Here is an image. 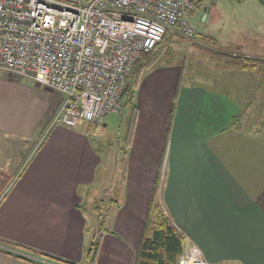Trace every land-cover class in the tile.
I'll return each instance as SVG.
<instances>
[{"label":"crops","instance_id":"crops-1","mask_svg":"<svg viewBox=\"0 0 264 264\" xmlns=\"http://www.w3.org/2000/svg\"><path fill=\"white\" fill-rule=\"evenodd\" d=\"M249 40L223 50L264 58V35ZM205 52L222 61L190 79L167 63L138 76L126 148L102 135L108 114L51 126L62 94L0 73V244L25 253L0 247V264H88L97 236L95 264H135L155 190L184 243L211 264H264V73ZM142 58L134 71L151 66ZM251 101L261 103L253 123Z\"/></svg>","mask_w":264,"mask_h":264},{"label":"built area","instance_id":"built-area-1","mask_svg":"<svg viewBox=\"0 0 264 264\" xmlns=\"http://www.w3.org/2000/svg\"><path fill=\"white\" fill-rule=\"evenodd\" d=\"M198 1L0 0V71L62 94L51 126L102 122L122 111L142 53L155 49L168 30L195 36L191 17ZM178 264L211 263L198 244L185 242Z\"/></svg>","mask_w":264,"mask_h":264},{"label":"rangeland","instance_id":"rangeland-1","mask_svg":"<svg viewBox=\"0 0 264 264\" xmlns=\"http://www.w3.org/2000/svg\"><path fill=\"white\" fill-rule=\"evenodd\" d=\"M204 2L210 7V10L206 16H202L199 10H195V13L191 17V22L196 30L193 38H187L178 31H171L167 35L166 41L155 49L153 56L147 54L141 59V65L146 64L150 60L152 64L149 67L147 66L145 70H141V68L137 69L130 76L134 93L137 91L138 76H140L141 80L154 67L164 65L165 63L170 66L179 67V69L183 67V79H190L191 74L194 73L195 68L199 64L204 62L207 66H212L218 65L222 61L212 55L206 56L205 50L218 53V51H222L223 48L225 49L226 46H229L231 42H235V39H239L243 43H249L250 37L264 35V6L260 3V0H204ZM254 49L245 47L243 52L247 54V51ZM249 53H251L250 55H259L254 52ZM5 72L0 71L2 74H5ZM262 78L264 79V76ZM37 87L41 89L45 88L38 85ZM41 89H33V94H36ZM125 101L126 98L124 97V105L121 112L109 113L105 117L108 125L105 131L102 132V135L104 138L113 141V143L123 144V147L126 148L129 143V132L132 129L129 123L131 122L136 100L134 98L131 103ZM260 104L258 101H251L249 104L248 120L251 123L258 117V112L261 110ZM261 121L263 122L264 119ZM261 121L259 119L258 123H254L253 125L261 126ZM98 126L104 128L102 124ZM112 184L113 187L110 188L111 190L107 192V195H102V199L107 202L108 206L111 199H117L118 197L117 191L114 189L115 180H113ZM156 204L166 214L159 200H156ZM94 209L96 208L93 206L91 211Z\"/></svg>","mask_w":264,"mask_h":264},{"label":"trees","instance_id":"trees-1","mask_svg":"<svg viewBox=\"0 0 264 264\" xmlns=\"http://www.w3.org/2000/svg\"><path fill=\"white\" fill-rule=\"evenodd\" d=\"M199 2L200 0L197 3ZM170 32L171 31L168 30L165 33L163 40L156 48L160 47V45L166 41L167 35ZM155 49L150 52L142 53L140 58L147 54L153 56ZM218 53L225 56L227 58L226 60H228L231 64H236L245 69H255L256 71L264 73V65H262V63H264V58L246 57L243 54H234L231 50H222L218 51ZM133 96L134 89L132 82L129 79L123 98H126L125 102L131 103ZM104 223L105 220L102 219L100 221L101 227L104 226ZM99 246L100 236L94 237L90 246L87 248L88 264H95ZM183 246V237L179 234L170 219L160 209L159 205L156 204L155 190L151 198L149 212L145 220L143 235L137 252L135 264H178L179 257L183 252ZM61 262L65 264H73L71 262Z\"/></svg>","mask_w":264,"mask_h":264},{"label":"flooded vegetation","instance_id":"flooded-vegetation-1","mask_svg":"<svg viewBox=\"0 0 264 264\" xmlns=\"http://www.w3.org/2000/svg\"><path fill=\"white\" fill-rule=\"evenodd\" d=\"M203 0H200V2L199 3H197L196 4V6H195V8H194V12H195V10H197V8H198V10L199 11H201V14H205V12H208L209 11V6H207V4H202V7H200V3L202 2ZM205 7H207V10H205Z\"/></svg>","mask_w":264,"mask_h":264},{"label":"water","instance_id":"water-1","mask_svg":"<svg viewBox=\"0 0 264 264\" xmlns=\"http://www.w3.org/2000/svg\"><path fill=\"white\" fill-rule=\"evenodd\" d=\"M205 10H207V7H205ZM205 15H207V12H205Z\"/></svg>","mask_w":264,"mask_h":264},{"label":"bare ground","instance_id":"bare-ground-1","mask_svg":"<svg viewBox=\"0 0 264 264\" xmlns=\"http://www.w3.org/2000/svg\"><path fill=\"white\" fill-rule=\"evenodd\" d=\"M154 50V49H153ZM152 51V50H151Z\"/></svg>","mask_w":264,"mask_h":264}]
</instances>
